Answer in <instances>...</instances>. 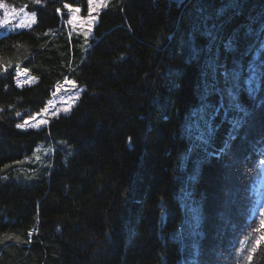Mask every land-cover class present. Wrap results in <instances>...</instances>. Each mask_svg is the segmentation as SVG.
Masks as SVG:
<instances>
[{
    "label": "trees",
    "instance_id": "trees-1",
    "mask_svg": "<svg viewBox=\"0 0 264 264\" xmlns=\"http://www.w3.org/2000/svg\"><path fill=\"white\" fill-rule=\"evenodd\" d=\"M0 3L35 13L28 28L0 30V264H245L260 235L261 213H250L264 149L225 160L192 148L182 132L198 104L200 69L182 58L189 42L206 46L212 30L237 40L232 54L213 45L228 67L260 60L264 0H107L87 42L64 5L87 13L88 0ZM19 69L37 81L19 87ZM69 81L83 90L70 112L40 129L16 127ZM241 98L252 107L246 91ZM251 124L249 139L258 140L264 109ZM227 133L224 125L217 147ZM196 160L199 172L187 180ZM226 177L234 196L225 220Z\"/></svg>",
    "mask_w": 264,
    "mask_h": 264
},
{
    "label": "snow or ice",
    "instance_id": "snow-or-ice-1",
    "mask_svg": "<svg viewBox=\"0 0 264 264\" xmlns=\"http://www.w3.org/2000/svg\"><path fill=\"white\" fill-rule=\"evenodd\" d=\"M33 2L40 3V0H33ZM238 6L239 0H228L227 7ZM64 7L70 14L67 23L75 25L77 14L81 12V8L69 4H65ZM102 7H107V0H88L87 17L82 21V24H87V28L83 32L86 42L92 30L93 21L97 19L93 13ZM0 8L4 9L5 17L8 16L9 12H16V9L10 8L4 3H0ZM220 11L222 13L224 9L222 8ZM20 13H23V9H20ZM34 18L35 13L33 12L30 19L34 21ZM19 27H25L23 16L19 22ZM204 35L208 38L209 43L205 46L198 42H189L186 46V55L182 58L185 64L195 63L200 69V82L196 89L198 104L190 113L186 114L182 135L190 140L194 150L203 151L205 158L215 157L228 160L230 157H234L237 152L255 150L257 146L264 149V132L261 133L258 140L249 139L252 128L251 118L256 109H264V88L261 86L264 83V54L258 61H249L248 65H244L242 62H234L230 68L227 65L226 57L224 61L221 60L219 48L215 53L213 52V45L216 44L217 40H220V46L224 48L225 53L232 54L238 50L236 38L224 39L212 30L206 31ZM201 60H203L202 64L200 63ZM3 71L6 72L7 67H4ZM172 74L170 71L169 75ZM243 83H246V88H242ZM81 91L83 90L81 89ZM242 91H246L248 98L252 101L251 108L243 102ZM155 102L160 103V98H157ZM64 111L67 113L70 109L66 108ZM35 119L32 117L24 120L22 124H17L16 127L27 130L25 126L28 125L40 129L41 126H47L49 123L43 117L36 123H32V120ZM224 125H228V133L222 139L220 146L217 147V134ZM236 141L239 143H234ZM129 147H132L131 142ZM200 163V160H196L194 166L188 169L193 175L187 176V180L196 178ZM227 166L236 168V175L239 176V167L231 162ZM245 174H247V170H245ZM228 180L229 177H226L224 185L219 189L220 199L218 200L222 209L220 216L225 220L228 218V210L233 204L234 196L228 185ZM161 217L163 220L164 213H161ZM259 223L261 227L255 231L260 235L255 238L254 243H251L244 250L246 252L243 257L245 264H253L257 253L264 256V249L258 247L264 242V213H261ZM4 239L19 240V237L5 236Z\"/></svg>",
    "mask_w": 264,
    "mask_h": 264
},
{
    "label": "rangeland",
    "instance_id": "rangeland-1",
    "mask_svg": "<svg viewBox=\"0 0 264 264\" xmlns=\"http://www.w3.org/2000/svg\"><path fill=\"white\" fill-rule=\"evenodd\" d=\"M100 11H101V8H98L97 11L93 13V15L97 17V19H98V13ZM31 14L32 13L26 11L25 9H23V13L21 14L20 9H16L15 13L9 12L8 16L5 17L4 9L0 8V30L4 33H7L10 31L21 30V29L30 27L35 21V18H34V21L30 19ZM22 16H23L24 23H25V27L23 28L19 27V22ZM68 16L70 19L69 13H68ZM86 17H87V13H84L83 11L78 13L77 23L75 25H71L72 31L79 33V34H83L84 30L87 28V24H82V21ZM97 19L93 21L92 30L89 33L88 37L93 35V29L97 22ZM17 73H19V75H17ZM16 78H17V84L19 87L29 86V85L34 84L37 81L34 77H32L27 72L21 69L17 70ZM81 94H82L81 88H79L78 85L74 82L69 81L66 84L60 86L58 88V93L56 97H53L49 101L45 109L46 112L44 110L41 115L34 116L36 119L32 120V123H36L42 117L48 120V118H51L53 116H59L61 114H65L66 112L64 110L66 108L70 109L71 111L72 107L79 100ZM25 128L27 130H30L33 127L26 125ZM40 146L35 150V154L39 150ZM43 154L44 153L40 152L39 156L42 157ZM34 156L32 158L33 163L38 160ZM262 166H263L262 175L258 179L257 184L255 186L256 201H255L254 207L252 208L251 217H254L255 213L261 212L264 210V160H262ZM17 181L29 182V183L33 182V180L28 177H20L17 179Z\"/></svg>",
    "mask_w": 264,
    "mask_h": 264
},
{
    "label": "water",
    "instance_id": "water-1",
    "mask_svg": "<svg viewBox=\"0 0 264 264\" xmlns=\"http://www.w3.org/2000/svg\"><path fill=\"white\" fill-rule=\"evenodd\" d=\"M177 1H181V2H184L185 0H177Z\"/></svg>",
    "mask_w": 264,
    "mask_h": 264
}]
</instances>
